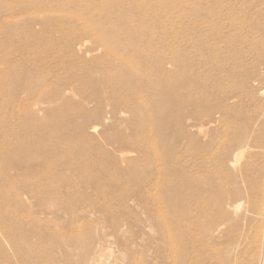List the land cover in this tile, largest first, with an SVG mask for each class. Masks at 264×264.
<instances>
[{
	"label": "rangeland",
	"instance_id": "1",
	"mask_svg": "<svg viewBox=\"0 0 264 264\" xmlns=\"http://www.w3.org/2000/svg\"><path fill=\"white\" fill-rule=\"evenodd\" d=\"M36 1L35 13L47 6V0ZM13 4L0 0V10ZM109 8L113 12L99 18L96 32L136 49L134 55L128 49L118 51L145 73L137 74L136 81L116 62L66 58L59 50L58 40L64 38L58 27L53 31L36 26L38 37L33 40L16 28L29 19L27 13L10 19L15 28L0 29V106L24 88L31 92L26 102L34 101L38 106L32 107L39 111L33 117L23 114L11 125H2L8 119L0 111V264H169L173 253L158 221L161 210L166 211L165 198L177 199L172 206L197 222L180 223L188 237L172 241L175 251H195L198 264L253 262L264 253V234L259 232L264 227V90L256 99L247 97L246 78L255 76L262 63L264 0H90L84 12L71 8L65 14L75 20L86 11ZM189 9L205 19L198 27L201 59L215 56L224 63L218 64L220 68L204 66L196 80L198 88L185 92L178 75L183 40L179 29L190 19ZM22 39L25 42L18 43ZM143 53L154 59L140 60L138 54ZM113 90L134 97L131 112L95 125L97 133L89 129L90 141L72 140L42 159L34 158L32 151L15 161L18 167L9 166L18 160V150L12 147L16 142L29 149L48 148L76 126L81 118L79 101ZM224 92L239 95V101L207 122L206 114ZM189 97L196 102L186 100ZM200 120L206 122L202 129ZM105 133L140 138L147 153H124L127 161L118 160L113 167L108 162L114 158V147L103 141ZM244 141L247 148L234 169L232 154ZM73 146L90 156H72L67 151ZM152 149L163 163L156 187V179L143 180ZM38 160H45L52 174L60 169L58 176L74 185L46 189L52 174L41 181L29 176L41 171ZM247 197L252 204L247 206L252 218L248 226L241 224V217L248 214L242 210L237 216L228 212L219 231L210 228L221 217L222 203Z\"/></svg>",
	"mask_w": 264,
	"mask_h": 264
},
{
	"label": "bare ground",
	"instance_id": "2",
	"mask_svg": "<svg viewBox=\"0 0 264 264\" xmlns=\"http://www.w3.org/2000/svg\"><path fill=\"white\" fill-rule=\"evenodd\" d=\"M89 1L90 0H47V4H46L47 6L45 7L46 9L44 8V10L35 13L36 11H33L34 8L33 4H36V2L38 1L12 0V2L14 3L13 5H6L4 6L5 8L0 10V29L7 26H11V27L14 26L15 28L17 24L15 25L13 22H11L10 19L16 15H22L27 13L29 15V19L25 21L23 24H19L16 28L20 30H24L25 32L29 33V36H31L33 40H35L38 37V35H36V33L34 32L36 26L40 27L41 29H47L51 27V30L53 31L55 30V28L58 27L57 33H60L64 38L63 40L62 39L58 40L60 43H62V45L59 46V50L65 52L67 56L66 58L74 61H78L80 63H88L91 61L102 60V59L104 60L106 59V61L104 62L108 64H111L109 62H116L118 64L123 65L126 74L129 75L133 74L132 81H136L137 74L141 73L140 71L141 67L138 65L137 62L134 63V61H132L131 59L124 58L123 55L118 53L119 49H121L124 52L125 50L128 49V51H130L132 55H134L136 54L135 51L136 49L130 46L122 45L123 43L115 41V38L112 36L107 37V36L99 35L96 32L97 21H99V18L102 15L111 14L113 12L111 8H109L108 10L92 9L86 11L83 14V16H81L80 18H76L75 20L70 19L68 15L65 14V12L71 8L82 10V8L86 6V4ZM119 1L123 2L125 0H119ZM31 5L33 7H30ZM29 8L31 9L30 12L28 10ZM189 10H190L189 12L188 11L186 12L190 16V19L188 18L185 20V23L184 22L183 24L181 23L179 29V33L183 40L179 50L178 75H179V80L181 82V89L185 92H191V90H196L198 88L199 85L197 84L196 80L197 78L200 77V75H202L204 66L211 65L217 67L218 64L220 65L221 63H224V59H218L215 56L211 57L209 61H205L201 59L198 47L199 45L202 44L203 38L202 35L199 33L200 30H198V27L205 23V19L203 17L199 18L197 11L193 9H189ZM82 11L84 12V10ZM50 13H51V18H49ZM25 39L27 40V38ZM220 41H222V39H220ZM24 42H25L24 39L18 41V43L20 44L21 43L23 44ZM89 42H91L92 45H90ZM261 53H262L261 54L262 63L259 65V69H258L259 71L255 73V76L246 78V81H248L247 97L249 98L256 99L257 96L261 93V91L264 90V48L261 51ZM138 55H139V59L144 62L152 61V59H154L153 55H151L150 53H143ZM162 62L163 61L158 62L159 66H161ZM218 68L220 67L218 66ZM140 75L144 76L145 73ZM68 82H65L64 84L67 85ZM253 83L255 87H253L252 85ZM65 89L68 88L65 87ZM65 89H62L63 91H59V93L57 92V95L58 96L63 95ZM29 95H31V92L29 90L21 88L17 91L16 94L12 95L11 97L3 101L2 105L0 106L1 108L0 111L4 112L7 115L8 120L7 122L6 121L2 122V125L4 124L11 125L12 124L11 122L20 121L18 120V118L23 114L33 117L37 113H39V111H36L35 109H33L34 107H32V105L38 106V104L36 103L33 104L34 103L33 100H32L33 101L32 104L26 102L28 101L26 99H28L27 97ZM239 97H240L239 95H236L234 93L224 92L223 94H221L220 98H217V100L214 101L213 110L206 114V116H209L207 122H211L212 116L214 115L215 117L216 116L220 117L225 112H229L237 104V102L239 101ZM133 99L134 97H132L131 95L119 96L117 93H114V90L111 93L104 91V93L98 96L95 94H89L85 96L81 101H79L78 108L81 114V118L78 121L76 120L77 122L75 121L76 126H74V128L71 127L70 130L66 132L65 135L57 139H54L53 143L48 148L46 147L40 148L38 146L35 149L32 148L29 149L28 147L23 146V144L16 142L14 146L12 145L11 146L18 150L19 155L18 154L16 155L18 156V160L15 159L13 160V162L10 161L9 166L18 167L19 164H16L17 162L15 161H21L20 159H22V157H27L29 154H33L32 151H34V155H33L34 158L39 157L42 159L49 153L61 149L62 145L67 146L68 142L72 140L75 141L81 140L85 142L92 140V138L87 134V131L92 128L93 129L92 132H96L95 125L105 124L107 121H113L117 119L119 120L118 115L131 112L134 103ZM186 100L189 101L191 100L192 103L196 102V99L190 97L187 98ZM198 119L199 118H194V120H198ZM198 124H200V129H202L201 127L204 126L206 122L204 123L203 120H200ZM127 129L129 130V128ZM129 131L130 133L133 132L132 130ZM106 134L107 133L103 134L104 136L103 141L110 145L113 144L114 147V149L111 151V154L113 155L114 158L109 159L108 162L113 167L118 163L117 162L118 160L127 161L125 156L131 154L132 152L138 154L139 156L142 154L144 155L145 152L147 153L146 150L147 148H145L144 145L141 143L140 138L139 139L135 138V140H133V135L132 137L131 136L124 137L122 136L123 134L121 133L115 136L106 135ZM76 146L71 147L67 152L74 157L80 156L86 158V156L87 157L90 156L89 152H83ZM245 148H247L246 141H244L243 144H241L236 149V151L233 152L232 160H230V166L233 167L234 169H237V165L242 158V152L244 151ZM124 153L126 154L128 153V154L124 156ZM151 153L154 156L152 157L151 162L147 163L143 176L144 178L143 177L142 178L144 182L146 181V183L152 182L154 179H156L155 183L153 184L156 187L159 185V181L157 179L160 177L161 172L163 170V163H162L161 154L158 151L152 149ZM91 156L93 158V155ZM80 159L81 158H79V160ZM38 161H40L41 171L39 170L40 171L39 173L36 174L33 173V175H29V176L35 178L36 181H39L40 178L42 176L44 177L45 175H48L47 178H49L50 175L52 174L51 173L52 168L49 165L47 166L46 164H44L45 160H38ZM15 170L19 172L20 169H15ZM59 171L60 169H56V171L53 172L51 179L45 182L44 186L46 187V189L54 190L60 188L62 185H69V186L74 185V184H70V182H67V180L64 179L63 177L58 176ZM75 181H77V179ZM28 191L30 192L29 194L35 196L33 191L30 190ZM84 194L85 192L82 191V193H80V197L82 198ZM164 204H166L165 205L166 211L161 210L162 212L158 216V221L164 226L163 238L165 239L166 242L169 243L170 246L169 251L173 253L171 255L169 264H198L199 257L195 255V251L193 250L189 251L187 249L175 251L174 248L175 246L173 247V243H172L173 240H180L181 238L184 239L183 237H188V232H186L185 234V232L180 230L179 226L181 222H187L188 224V222L191 221L192 225L194 224L196 225L197 222L195 221V219L193 221L190 220L188 216H186L185 212L182 211L181 209L172 206L173 204H177V199L176 201H174L173 198H165ZM222 204H223L222 206L224 207H221L222 208L221 217L219 218L218 221H216V223L209 225L210 228H213L212 229L213 231L215 232L219 231V227L224 224V220L227 218V215H229V213L232 214L233 216H237L239 213H241L242 210H245L248 214H245L241 217L242 218L241 224H243V226L246 225L248 226L251 223L252 218L249 216V210L247 209V206L248 205L250 206L251 202L248 197L244 201L237 200L234 201L233 203L224 202ZM170 205L172 207H170ZM187 224L185 226L186 228H189L191 224L190 223L189 225ZM259 232L264 234V227L260 228ZM242 234L243 231L239 232L237 236L239 238H242L243 236ZM191 255L192 257L189 258ZM249 264H264V253L259 254L255 258V260L253 262H250Z\"/></svg>",
	"mask_w": 264,
	"mask_h": 264
}]
</instances>
